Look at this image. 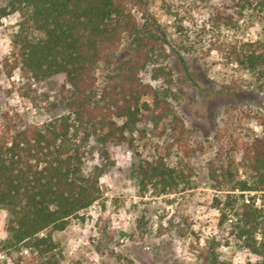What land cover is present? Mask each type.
Wrapping results in <instances>:
<instances>
[{
  "label": "trees",
  "instance_id": "16d2710c",
  "mask_svg": "<svg viewBox=\"0 0 264 264\" xmlns=\"http://www.w3.org/2000/svg\"><path fill=\"white\" fill-rule=\"evenodd\" d=\"M220 1L225 10L213 18L217 28L238 31L252 23L264 29V0ZM15 13L20 20L10 57L3 62L7 77L17 69L27 81L62 76L64 85L55 103L62 113L40 126L6 127L0 133L2 243L4 249H28L44 264H57L52 234L100 198L103 168L84 169L90 142L101 148L120 145L139 123L161 127L168 139L164 156L134 161L130 168L141 191L150 187L158 194L196 187V150L172 111L168 91L140 77L149 65L153 79L171 76L167 66L158 64L167 56V35L147 0H0V22ZM123 41L127 54L110 71ZM225 52L253 87L264 91V37L227 42ZM101 65L106 72L98 88ZM255 118L264 128V116ZM215 141L204 176L215 193L212 207L219 225L227 224L237 246L257 258L247 264H264V209L256 203L264 201V134L224 121ZM173 149L178 157L170 164ZM118 264L135 263L120 257Z\"/></svg>",
  "mask_w": 264,
  "mask_h": 264
},
{
  "label": "rangeland",
  "instance_id": "374dc122",
  "mask_svg": "<svg viewBox=\"0 0 264 264\" xmlns=\"http://www.w3.org/2000/svg\"><path fill=\"white\" fill-rule=\"evenodd\" d=\"M147 6L166 32L167 56L158 64L167 66L171 76L153 79L149 65L140 77L168 91L172 111L183 121L189 144L196 150L192 161L196 187L170 194L139 189L130 174L133 162L166 152L168 139L152 123H139L129 141L120 145L101 148L90 142L84 169L103 168L100 198L70 218L63 231L52 234L56 263L118 264L120 257L135 264L254 263L257 258L237 246L230 227L219 225V213L212 207L215 193L208 188L204 167L216 152L215 136L224 121L264 134L255 118L264 116V91H257L250 77L225 55L227 42L253 41L264 37V29L252 23L238 31L217 28L213 18L225 10L220 0H147ZM134 13L139 19L140 14ZM19 20L15 13L0 22V133L6 127L40 126L62 113L55 105L64 85L62 76L36 83L17 69L7 77L3 69ZM126 54L123 41L110 71ZM105 72L103 65L97 69L98 88ZM177 154L171 150L170 164ZM256 203L264 209V201ZM5 219L0 210V264H44L28 249L3 248Z\"/></svg>",
  "mask_w": 264,
  "mask_h": 264
}]
</instances>
